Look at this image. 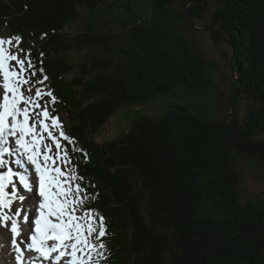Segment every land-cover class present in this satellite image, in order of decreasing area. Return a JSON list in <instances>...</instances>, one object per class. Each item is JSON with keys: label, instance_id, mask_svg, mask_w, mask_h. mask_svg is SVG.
I'll list each match as a JSON object with an SVG mask.
<instances>
[{"label": "trees", "instance_id": "1", "mask_svg": "<svg viewBox=\"0 0 264 264\" xmlns=\"http://www.w3.org/2000/svg\"><path fill=\"white\" fill-rule=\"evenodd\" d=\"M173 1L0 0V28L14 41L20 37L22 54L37 69L32 81L42 78L43 67L48 80L34 87L52 91L54 105L45 96L51 111L70 121L75 169L95 195L85 208L101 213L107 226L100 264H264V217L240 204L230 160L237 153L264 163V0H217L203 28L230 49L236 76L230 104L243 96L250 106L241 120L235 112L202 118L172 101L161 116L137 114L115 140L99 145L92 138L124 105L204 79L200 56L177 33ZM204 1L187 0L181 20L189 27ZM111 4L117 19L105 15ZM80 10L94 18L69 41L62 31ZM38 36L42 42L30 48ZM71 50L79 52L77 64L66 56Z\"/></svg>", "mask_w": 264, "mask_h": 264}, {"label": "snow or ice", "instance_id": "2", "mask_svg": "<svg viewBox=\"0 0 264 264\" xmlns=\"http://www.w3.org/2000/svg\"><path fill=\"white\" fill-rule=\"evenodd\" d=\"M15 40L19 41L20 37L16 36ZM13 44L12 38H0V168H6V157L13 155L10 141L14 140L15 163L23 166V159L34 168L31 180L25 174L19 175L20 185L33 193V199H36L34 188L38 177L40 199L36 211L39 214L35 216V234L31 235L27 249L44 260L54 258L57 264L62 258H67L63 264H100L107 250L103 240L108 234L107 226L104 216L96 210L87 209L77 215L86 200L94 199L95 195L89 197L87 188L81 183L85 177L80 176L75 167H68L71 158L61 141H67L69 145H74L75 141L65 133L59 117L51 114L49 102L41 103L45 96L52 105L56 103L57 97L52 91L36 87L34 95H25V92L32 93L33 83L44 85L48 77L41 67L38 71L42 78L32 81L30 78L36 76V66L30 55L21 58L18 52L6 47ZM12 61L14 65L10 63ZM54 130H58V134ZM13 180L10 168L0 174V227L10 225V243L16 252L17 264H23L21 245L17 241L21 235L18 220L27 221L29 217L26 214L21 217L26 196L18 195L15 187L11 194L7 191ZM14 200L21 202V208L8 215L3 210H11ZM48 241L55 243L49 246Z\"/></svg>", "mask_w": 264, "mask_h": 264}, {"label": "rangeland", "instance_id": "3", "mask_svg": "<svg viewBox=\"0 0 264 264\" xmlns=\"http://www.w3.org/2000/svg\"><path fill=\"white\" fill-rule=\"evenodd\" d=\"M109 3H111V0H109ZM111 6L106 7L105 15H111L114 19L119 18L120 13L118 12V6H116L115 4H111ZM184 6H186L187 8L188 6H190V2H187V0H174L172 5L170 6L171 13L174 16V25L178 30L177 33L181 35L189 43L190 48L200 56V59L203 62L202 70L204 73V79L200 84H197V82L200 81L199 79H189V81L178 86L176 88L177 90L172 93L169 92L163 95H159L155 99L124 105L114 115L109 117V119L101 126L99 132L92 137L97 144L103 145V143L105 142L112 141L120 137L122 133H125L130 128L131 122L137 114L161 116L166 112L168 102L172 101L187 104L191 112L206 119L221 120L222 118H229L235 112L236 117L241 120L247 113L248 108L250 107L249 101L243 96L239 97L237 105L234 104V108H232V103L230 104L234 89L233 82L236 81V76L234 75L233 71H230L229 68L230 49L228 45L226 43H215L208 36V34L203 31V28H206L205 26H208L209 24L212 11L218 6L217 0H205L202 3L203 10L200 19L198 21L195 20L196 25H192V27H189L184 23V21L181 20L182 15L185 11ZM136 10L138 14H142L141 9L136 8ZM127 17L132 18L130 15H128ZM134 17L136 16L134 15ZM93 18L94 16L89 14L86 10H80L79 20L71 25L64 27L62 34H66L65 39L71 41L74 35L80 33L83 29V26L89 24L93 20ZM117 27L119 26L117 25L116 29ZM116 31H118V29ZM122 32L126 35V37L128 36V30H122ZM168 33L169 43H172L174 40L173 31L169 29ZM0 37L3 39L11 38L10 32L5 28H0ZM41 42L42 37L38 36L34 41H28V44L30 48L36 50L37 46L34 44H38ZM6 47H10L11 51L18 52L21 58H24L22 52H20V43L17 44L16 42H14L13 45H6ZM46 50L51 51L49 48H46ZM85 52L88 53L86 50L81 53L83 54ZM78 53V51L71 50L70 52H68V54H66V56L70 57L74 61V63L77 64ZM63 55H65V53H63ZM40 61L43 60L40 58ZM10 63L13 65L15 64L14 61ZM69 75L70 72L65 75V78L69 79ZM30 79L32 80V78ZM204 80H208V84H206ZM27 87L28 85L25 86V88ZM31 87L33 89L32 93L25 92V95H34V83L31 85ZM235 99L236 98H234V101L236 102ZM46 100L47 98L45 99L44 97L43 100H41V103H45ZM58 117L62 122L63 129H69L68 126L70 125V121L66 118V116L61 113V116ZM54 131H56L58 134V130ZM64 145L66 146L65 143ZM53 151L55 152L54 148ZM68 152L71 158V165H69L68 167H75L73 155L71 154L69 149ZM230 160L232 161L233 166L235 167L239 175V183L237 184V187L239 192L240 204L252 205L254 208H256V210H259L264 217V163L260 162L257 159L245 157L237 153H233L230 157ZM7 168H10L12 170L14 177L13 185L10 186L7 191H9V193L11 194L12 187H15L18 195L26 196V200L23 202V211L25 209L27 211L32 210L30 207H28L26 202L28 197H32L31 199H33V193L25 194L28 191L22 188L19 183V175L18 173H15V170L16 172H18L19 169L23 170V168L17 167L16 169L13 166L10 167V164L7 163L6 168H0V174H5ZM33 201L35 205V202H37V200L33 199ZM20 208L21 202L18 200H14L12 209H5L3 211L6 214L11 215L13 212ZM84 210H86L85 204L77 212V215H82ZM23 211L21 212V217H23ZM28 217L29 219L27 220V222L21 218L22 221L21 219H19L18 223L22 228L29 230L30 227H33L31 225L34 223V215L32 214V212L29 213ZM6 229L8 230V228L0 227V238L4 235V231ZM7 238L9 239V237ZM2 254L3 252L0 248V264H5L3 259H1ZM12 261L14 260L12 259Z\"/></svg>", "mask_w": 264, "mask_h": 264}, {"label": "bare ground", "instance_id": "4", "mask_svg": "<svg viewBox=\"0 0 264 264\" xmlns=\"http://www.w3.org/2000/svg\"><path fill=\"white\" fill-rule=\"evenodd\" d=\"M0 83H2V77H0ZM21 107H23V106L21 105ZM23 172L29 173V175L31 177L30 180L34 176V168L32 166L27 165V167L25 168V170ZM36 181H37V183H36V186L34 188V192H35V195H36L37 202H35V205H34V201H33V199H31L32 197H30V198L28 197L26 204L32 210H28L27 211L25 209L23 211V213H22V215H25L26 214L28 216L29 213L32 212V214L34 215L33 218H35V216H38V214H39L38 211H36V209L38 208L39 199H40L38 197V177H36ZM27 193H32V192H26L25 194H27ZM21 221H22V219H21ZM20 230H21V235L19 237H17V241H18V244L21 245V250H22V254H23V262H24V264H28V261L30 259H37L38 258V254H36L34 251L33 252H30L27 249V244L31 242V235L34 234V231L32 230L31 227L28 230V229L22 228L21 226H20ZM7 237H9V239ZM10 240H11V234H10V225H9L8 230L6 229L4 231V235L0 238V243H2V244H0V248L2 249V252H3L2 256H1V259H3V261H4L5 264H17V261H16V252L12 248L11 243H10ZM12 259L14 261H12ZM65 259H67V258H63L62 263H63V261ZM60 264H61V262H60Z\"/></svg>", "mask_w": 264, "mask_h": 264}, {"label": "water", "instance_id": "5", "mask_svg": "<svg viewBox=\"0 0 264 264\" xmlns=\"http://www.w3.org/2000/svg\"><path fill=\"white\" fill-rule=\"evenodd\" d=\"M233 71V70H232ZM236 98V97H235Z\"/></svg>", "mask_w": 264, "mask_h": 264}]
</instances>
